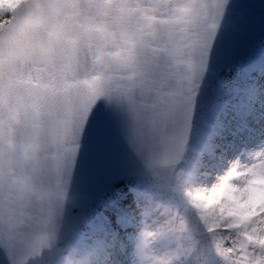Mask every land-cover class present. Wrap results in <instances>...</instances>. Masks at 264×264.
Masks as SVG:
<instances>
[{
  "label": "snow or ice",
  "instance_id": "snow-or-ice-1",
  "mask_svg": "<svg viewBox=\"0 0 264 264\" xmlns=\"http://www.w3.org/2000/svg\"><path fill=\"white\" fill-rule=\"evenodd\" d=\"M0 264H264V0H0Z\"/></svg>",
  "mask_w": 264,
  "mask_h": 264
}]
</instances>
